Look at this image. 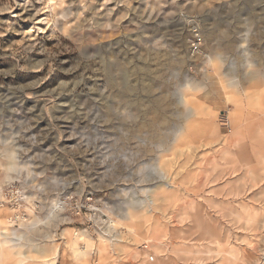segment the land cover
<instances>
[{"label":"rangeland","instance_id":"obj_1","mask_svg":"<svg viewBox=\"0 0 264 264\" xmlns=\"http://www.w3.org/2000/svg\"><path fill=\"white\" fill-rule=\"evenodd\" d=\"M0 264H264V0H0Z\"/></svg>","mask_w":264,"mask_h":264},{"label":"bare ground","instance_id":"obj_2","mask_svg":"<svg viewBox=\"0 0 264 264\" xmlns=\"http://www.w3.org/2000/svg\"><path fill=\"white\" fill-rule=\"evenodd\" d=\"M100 23V22H99ZM173 51V50H172ZM249 60V59H248ZM244 112V111H243ZM232 114V113H231ZM240 116V115H239ZM241 119V118H240ZM253 124V123H252ZM158 136V135H157ZM156 137V136H155ZM158 138V137H157ZM168 140V139H167ZM227 150V149H226ZM257 156V155H256ZM10 155L8 156V159L10 161ZM234 160V159H233ZM10 164H13V162H10ZM253 170L249 171V173H251ZM151 191V190H150ZM194 202V201H193ZM132 203V202H131ZM183 215V214H182ZM7 243V242H4ZM40 244V243H39ZM145 249H148V245L144 246ZM36 249H39L41 252L46 251V246H37ZM256 249V248H255ZM53 256H54V260H56L58 258V247L56 246L54 252H53Z\"/></svg>","mask_w":264,"mask_h":264}]
</instances>
